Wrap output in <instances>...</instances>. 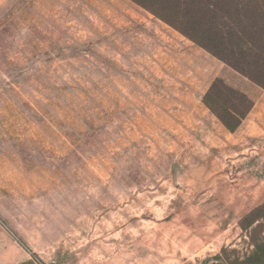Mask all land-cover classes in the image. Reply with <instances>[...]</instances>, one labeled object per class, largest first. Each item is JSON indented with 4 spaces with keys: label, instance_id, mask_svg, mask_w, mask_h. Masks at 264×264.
<instances>
[{
    "label": "rangeland",
    "instance_id": "obj_1",
    "mask_svg": "<svg viewBox=\"0 0 264 264\" xmlns=\"http://www.w3.org/2000/svg\"><path fill=\"white\" fill-rule=\"evenodd\" d=\"M262 204L264 89L131 0H0V264H240Z\"/></svg>",
    "mask_w": 264,
    "mask_h": 264
},
{
    "label": "trees",
    "instance_id": "obj_2",
    "mask_svg": "<svg viewBox=\"0 0 264 264\" xmlns=\"http://www.w3.org/2000/svg\"><path fill=\"white\" fill-rule=\"evenodd\" d=\"M131 1L264 89V0ZM221 88L228 90L216 80L210 87V94L219 93ZM208 106L226 127L234 128L212 104ZM260 210L264 211V204L252 210L245 219ZM256 239L261 242L240 264H264V236Z\"/></svg>",
    "mask_w": 264,
    "mask_h": 264
},
{
    "label": "crops",
    "instance_id": "obj_3",
    "mask_svg": "<svg viewBox=\"0 0 264 264\" xmlns=\"http://www.w3.org/2000/svg\"><path fill=\"white\" fill-rule=\"evenodd\" d=\"M260 108H261V105H256V106H254V111H257V110H260Z\"/></svg>",
    "mask_w": 264,
    "mask_h": 264
}]
</instances>
